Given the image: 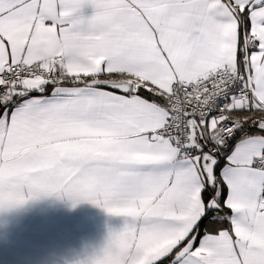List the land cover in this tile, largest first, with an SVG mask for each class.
Returning <instances> with one entry per match:
<instances>
[{"label": "crops", "instance_id": "0c3cea01", "mask_svg": "<svg viewBox=\"0 0 264 264\" xmlns=\"http://www.w3.org/2000/svg\"><path fill=\"white\" fill-rule=\"evenodd\" d=\"M244 39L251 107L264 109V0H0V83L10 63L60 57L68 76L124 73L168 95L177 81L236 69ZM130 79L128 93L85 83L42 93L47 82L28 78L25 90L37 93L0 113V264H154L169 255L171 264H264V172L252 165L264 132L224 152L216 220L199 231L202 145L208 129L245 108L229 99L197 134L195 154L178 156L157 133L165 105Z\"/></svg>", "mask_w": 264, "mask_h": 264}, {"label": "built area", "instance_id": "2783aa9c", "mask_svg": "<svg viewBox=\"0 0 264 264\" xmlns=\"http://www.w3.org/2000/svg\"><path fill=\"white\" fill-rule=\"evenodd\" d=\"M238 67L234 70L221 69L206 77L190 82L177 81L168 93L166 123L157 131L159 135L169 138L176 154L192 157L195 154L194 141L202 127L207 125L210 117L226 111L228 100L237 98L245 109L252 106L254 86L248 70L246 79L243 71L248 68V48L246 40L240 47ZM47 66L39 63H10L1 74L0 99L12 100L23 95L26 90L24 81L28 78H41L53 82L65 77L66 71L61 58ZM73 82L76 77H71ZM243 123L237 119L227 118L215 128L208 129V136L202 145L218 160L223 159V150L227 141L241 130ZM199 146L197 147V151ZM252 165L264 172V151L256 156ZM259 200L264 203V181L260 189Z\"/></svg>", "mask_w": 264, "mask_h": 264}, {"label": "trees", "instance_id": "16d2710c", "mask_svg": "<svg viewBox=\"0 0 264 264\" xmlns=\"http://www.w3.org/2000/svg\"><path fill=\"white\" fill-rule=\"evenodd\" d=\"M244 24H246V22H244ZM102 76L105 78H110V79H126V77L131 78L130 80L135 84L136 93L146 97L147 99L154 100L160 104H163V105L167 104L168 97L166 94L161 93L160 91L156 90L154 87L146 83L140 82L138 79L129 77L125 75L124 73H109V74H104ZM71 77L72 76H65L60 80L53 81V82H47L46 88L44 89L42 93H47L55 85H82L86 82V80L89 79L88 77L78 76L76 77V81L73 82L71 80ZM36 93L37 92H34V91H26L23 95L15 96V98L12 100H9L6 98L0 99V113L4 109L12 108L22 98L30 96V95H35ZM228 115L242 121L243 126L240 131H238L234 136H232L227 141L226 146L223 150V155H224V152H227L230 150L234 139H236L237 137L241 135H246L249 133L258 132V131L264 132V109H261L258 107H251L249 109H240L237 111L229 112ZM222 160L223 159L219 160L218 164L214 168L215 182L217 180L216 169ZM214 190H215V185L209 187L207 183L205 184V188L202 194V199L204 201L206 208L204 210V215H202V217L197 222L196 229H198L199 231H202L203 223L205 221L214 223L216 220V219H213L212 216L214 213H217L218 211L216 210V208L211 207L212 195L214 193ZM171 259H172V255H169L154 264H171Z\"/></svg>", "mask_w": 264, "mask_h": 264}, {"label": "water", "instance_id": "95a60500", "mask_svg": "<svg viewBox=\"0 0 264 264\" xmlns=\"http://www.w3.org/2000/svg\"><path fill=\"white\" fill-rule=\"evenodd\" d=\"M85 85L104 87L128 93L132 88V83L125 79H110V78H92L85 82ZM218 159L211 155L209 152L204 151L200 155V165L202 172L206 178V183L209 187L215 185L214 168L218 164Z\"/></svg>", "mask_w": 264, "mask_h": 264}, {"label": "rangeland", "instance_id": "374dc122", "mask_svg": "<svg viewBox=\"0 0 264 264\" xmlns=\"http://www.w3.org/2000/svg\"><path fill=\"white\" fill-rule=\"evenodd\" d=\"M60 57H57V58H55L54 60H58ZM62 60V59H61ZM55 62H52V63H49V64H54ZM30 64H34V63H30ZM40 64V63H39ZM62 64H63V62H62ZM9 65V64H8ZM8 65H6V67L8 66ZM64 66V65H63ZM5 69V68H4ZM4 69H3V71H4ZM64 70H65V68H64ZM2 71V72H3ZM2 74V73H1ZM66 76H68V75H66ZM26 80V79H25ZM171 141V140H170Z\"/></svg>", "mask_w": 264, "mask_h": 264}, {"label": "bare ground", "instance_id": "6f19581e", "mask_svg": "<svg viewBox=\"0 0 264 264\" xmlns=\"http://www.w3.org/2000/svg\"><path fill=\"white\" fill-rule=\"evenodd\" d=\"M238 120V119H237ZM240 121V120H239ZM242 122V121H241Z\"/></svg>", "mask_w": 264, "mask_h": 264}]
</instances>
